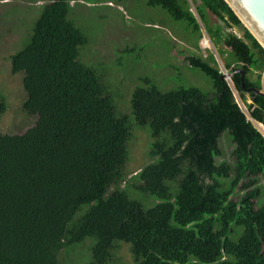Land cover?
<instances>
[{
	"label": "trees",
	"instance_id": "obj_1",
	"mask_svg": "<svg viewBox=\"0 0 264 264\" xmlns=\"http://www.w3.org/2000/svg\"><path fill=\"white\" fill-rule=\"evenodd\" d=\"M71 1L45 3L29 43L11 55L13 73H25L23 108L37 120L23 133L0 127V264H60L61 251L87 237L96 239L89 264L113 263L121 242L131 245L136 264H264V205H255L264 134L214 55L188 57L212 90L163 91L142 76L131 115L122 113L97 70L79 59L88 38L69 18ZM147 3L200 35L189 0ZM196 8L203 21L211 13L243 30L245 39L225 35L234 56L226 67L241 66L247 87H261L262 74L249 73L264 70V47L230 4L200 0ZM232 79L244 100L251 96L250 116L264 123V96L243 88L240 72ZM7 109L0 94V123ZM134 125L155 138L152 161L135 175V187L159 199L152 206L122 187ZM225 131L235 142L233 163L217 162ZM240 186L246 192L234 198Z\"/></svg>",
	"mask_w": 264,
	"mask_h": 264
},
{
	"label": "rangeland",
	"instance_id": "obj_2",
	"mask_svg": "<svg viewBox=\"0 0 264 264\" xmlns=\"http://www.w3.org/2000/svg\"><path fill=\"white\" fill-rule=\"evenodd\" d=\"M50 1L0 0V94L6 96L8 104L0 123L3 133H23L37 120L36 115L23 108L27 98L25 73H13L11 55L29 43L44 5ZM189 1L201 24L200 35L194 33L186 21L175 19L167 9L151 6L147 0L71 1L69 18L88 38V43L81 46L79 59L97 70L120 112L131 115L132 92L142 83V76H150L163 91L182 86L212 90L211 79L200 68L191 66L188 59L191 55L209 59L212 54L216 59L212 64L224 74L228 71L226 61H233L234 56L231 47L225 43V35L233 32L245 39L243 30L211 13L210 21L201 20L196 8L200 0ZM205 39L209 41L208 46L203 43ZM259 73L263 76L264 70L255 69L249 76L257 79ZM225 78L241 108L264 134L263 126L250 116L247 106L252 103L250 94L246 92L244 100L232 77L225 75ZM154 140L147 128L134 125L129 143L130 158L125 166L126 180L122 183V187H126L133 197L142 199L147 206L154 205L159 199L137 189L135 184L139 185L140 180L135 175L152 161L149 151ZM219 145L223 154L217 157V162L226 160L233 163L235 142L228 131L220 135ZM257 186L261 194L255 199V205L259 207L264 205L263 175L259 176ZM245 192L246 189L240 186L234 198L239 199ZM95 241L94 237H87L83 242L67 247L61 251L60 264H89L93 260L91 246ZM119 245L111 264H136L131 245L127 242Z\"/></svg>",
	"mask_w": 264,
	"mask_h": 264
},
{
	"label": "water",
	"instance_id": "obj_3",
	"mask_svg": "<svg viewBox=\"0 0 264 264\" xmlns=\"http://www.w3.org/2000/svg\"><path fill=\"white\" fill-rule=\"evenodd\" d=\"M236 14L241 18L246 27H248L254 36L258 39L264 47V0H226ZM236 72L241 73L242 86L249 90H254L260 95L264 96V74L261 79V87L253 86L247 87L245 83V69L240 68L234 72L229 73L232 75ZM222 77H225L223 73Z\"/></svg>",
	"mask_w": 264,
	"mask_h": 264
},
{
	"label": "bare ground",
	"instance_id": "obj_4",
	"mask_svg": "<svg viewBox=\"0 0 264 264\" xmlns=\"http://www.w3.org/2000/svg\"><path fill=\"white\" fill-rule=\"evenodd\" d=\"M203 43H204L206 46H208L209 41H208L207 39H205ZM259 125L262 126L261 124H259ZM263 128H264V127H263Z\"/></svg>",
	"mask_w": 264,
	"mask_h": 264
},
{
	"label": "built area",
	"instance_id": "obj_5",
	"mask_svg": "<svg viewBox=\"0 0 264 264\" xmlns=\"http://www.w3.org/2000/svg\"><path fill=\"white\" fill-rule=\"evenodd\" d=\"M225 75L230 77V75H229V72H228V71L225 73ZM259 123H261V122H259ZM262 124H263V123H262Z\"/></svg>",
	"mask_w": 264,
	"mask_h": 264
},
{
	"label": "flooded vegetation",
	"instance_id": "obj_6",
	"mask_svg": "<svg viewBox=\"0 0 264 264\" xmlns=\"http://www.w3.org/2000/svg\"><path fill=\"white\" fill-rule=\"evenodd\" d=\"M238 69H240V68H238ZM238 69H237V70H238Z\"/></svg>",
	"mask_w": 264,
	"mask_h": 264
}]
</instances>
